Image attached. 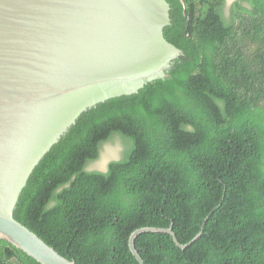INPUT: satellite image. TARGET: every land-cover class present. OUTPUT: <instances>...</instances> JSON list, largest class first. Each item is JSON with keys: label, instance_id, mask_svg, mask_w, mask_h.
Instances as JSON below:
<instances>
[{"label": "trees", "instance_id": "trees-1", "mask_svg": "<svg viewBox=\"0 0 264 264\" xmlns=\"http://www.w3.org/2000/svg\"><path fill=\"white\" fill-rule=\"evenodd\" d=\"M163 79L82 113L13 217L76 264H264V0H166ZM116 159L90 169L103 146ZM0 264H39L0 240Z\"/></svg>", "mask_w": 264, "mask_h": 264}, {"label": "water", "instance_id": "water-1", "mask_svg": "<svg viewBox=\"0 0 264 264\" xmlns=\"http://www.w3.org/2000/svg\"><path fill=\"white\" fill-rule=\"evenodd\" d=\"M166 0H0V240L39 264H76L13 217L40 161L80 115L165 77L182 52L168 43ZM143 227L129 236L135 248Z\"/></svg>", "mask_w": 264, "mask_h": 264}, {"label": "rangeland", "instance_id": "rangeland-1", "mask_svg": "<svg viewBox=\"0 0 264 264\" xmlns=\"http://www.w3.org/2000/svg\"><path fill=\"white\" fill-rule=\"evenodd\" d=\"M233 0H228V3H231ZM115 149H117L116 147L110 146V145H105L102 148L101 151V156L99 161H97L96 163L90 165V169H99L102 170L103 168H105V165L111 161V160H115L116 157V153H115Z\"/></svg>", "mask_w": 264, "mask_h": 264}]
</instances>
